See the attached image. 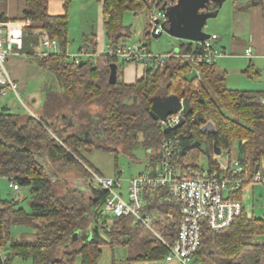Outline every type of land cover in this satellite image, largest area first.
<instances>
[{"label":"trees","instance_id":"trees-1","mask_svg":"<svg viewBox=\"0 0 264 264\" xmlns=\"http://www.w3.org/2000/svg\"><path fill=\"white\" fill-rule=\"evenodd\" d=\"M50 1L25 0L19 19L29 22L24 27L19 53L44 68L58 85L53 86L51 81L45 85L37 113L23 116L7 104H0V176H8L18 186H29L32 194L30 211L20 206L19 200L0 195V245L9 256L7 264H12L16 256L30 258L32 264H76L78 256L80 264H98L102 246L107 243L130 246L129 261L163 259L168 253L166 245L149 230L133 224L130 217L113 215L109 224L99 223L106 220L102 208L108 190L90 179V169L103 174L85 152L98 148L113 152L117 158L118 152L126 147L143 146L148 159L155 163L163 140L175 137L173 160L181 165L183 173L193 175L200 168L201 153L208 155L210 166H217L214 145L229 151L236 141L237 159L245 166V176L249 178L235 196L241 199L244 185L252 181L256 165L260 169L264 158V90L230 88L226 73L218 72L214 63L193 62L174 52L146 66L143 75L134 82H126L121 67L129 62H119L108 48L115 49L130 35V26L124 20L127 11L146 12L145 36L149 39V17L156 0H99L109 46L99 52L97 34H84L79 52L84 51L86 57L81 56L85 62L80 64L67 52L71 0H63L61 13L49 11ZM4 2L0 0V21L9 20L2 10ZM259 2L264 8V0ZM43 30L58 42V49L48 54H39ZM191 51L189 46L188 52ZM114 63L117 77L111 83ZM195 67L199 74L189 76ZM7 86L1 84L0 89ZM170 93H177L186 101L183 113L186 119L181 126L165 130L151 113V106L155 95ZM207 121L214 123V132L201 131ZM181 134L196 137L204 145L196 143L181 150ZM151 150L154 152L149 155ZM44 156L57 164L79 166L81 176L90 184V196L85 198L68 186L60 191L43 163ZM115 167L116 175L120 174L117 161ZM150 203L162 205L166 211L172 208L173 216H164L166 220L159 227L164 237L173 241L181 218L179 207L159 204L156 194ZM15 224L30 226L34 231L30 236L15 238L12 234ZM77 230H91L90 239L74 240ZM262 233L264 218L248 216L243 209L224 229L204 226L197 257L201 264H206V255L212 258L211 264H262L264 241L255 239ZM112 264L120 263L113 259Z\"/></svg>","mask_w":264,"mask_h":264},{"label":"built area","instance_id":"built-area-1","mask_svg":"<svg viewBox=\"0 0 264 264\" xmlns=\"http://www.w3.org/2000/svg\"><path fill=\"white\" fill-rule=\"evenodd\" d=\"M176 1L156 0L149 17L151 34L159 35L164 31L163 25L168 20L166 9ZM28 22L29 20L23 19L0 21V85L8 84L0 89L1 97L7 94L9 89L18 94L17 85L7 69L6 62L10 55L18 54L22 48L24 27ZM218 38L217 33L210 34L198 41L193 51L173 54L189 57L193 62L212 64L224 54L216 44ZM41 46L39 54H48L58 49V42L43 30ZM108 51L124 61L143 63L146 66H151L161 56L169 55L154 54L146 44H128L124 41L115 49L109 47ZM83 53L84 51L69 54L76 62H80ZM245 54L252 56L253 48L248 46ZM182 114L181 109L168 115L162 124L165 130L174 128ZM175 151V137L165 138L159 150L158 160L153 163L148 159L144 169L130 177L126 193L121 190L120 174L108 177L90 169V179L108 190L102 208L106 220L101 219L99 223L109 224L110 216L113 215L128 216L133 224L149 230L166 245L168 253L161 264H201L196 253L202 243L204 226L224 229L242 214L244 206L242 200L235 197V193L249 178L245 176V166L237 158L231 164L218 160L217 166L200 167L196 174L187 175L182 172L181 165L173 160ZM153 152L151 150L149 155ZM191 171L192 169L189 170ZM256 180H263L259 171L255 172L252 179ZM11 186L14 189L19 188L18 183L11 182ZM153 191H156L159 204L169 203L179 207L181 218L177 236L173 241L167 240L159 227L164 215L173 216L172 208L168 207L166 211L162 205L152 206L150 198L155 195ZM8 259L7 251L0 245V264H7Z\"/></svg>","mask_w":264,"mask_h":264},{"label":"rangeland","instance_id":"rangeland-1","mask_svg":"<svg viewBox=\"0 0 264 264\" xmlns=\"http://www.w3.org/2000/svg\"><path fill=\"white\" fill-rule=\"evenodd\" d=\"M232 0H225L221 6L219 13L215 17L208 18L204 31L213 34L214 32L221 35L222 38L227 35L226 27L228 25V17L230 12ZM98 0H71L68 6V46L67 52L70 54L79 53V46L82 42L84 34H90L95 32L101 33L102 18L98 9ZM124 20L127 25L130 26V35L125 37L128 44H147L154 54L165 55L170 52H176L179 47L180 39L169 34L167 31H163L160 35L156 36L151 34L147 39L145 36V30L148 25V19L145 11L138 12L137 14L127 11L124 15ZM103 49L106 48L108 39L101 35L100 38ZM254 52V51H253ZM83 56L86 55L83 53ZM257 57L254 55L252 58L254 70L257 67H261L258 64ZM84 58V57H83ZM119 62L122 58L119 57ZM216 65L226 68L228 71L227 84L234 88L256 89L264 86V70L260 71L258 75L252 77L247 76L246 72H242L243 68L248 67L249 58L241 55H227L219 56L216 60ZM132 65H136L131 63ZM130 64V65H131ZM126 68L128 65H124ZM146 67V65H144ZM197 70L193 68V71L189 76H195ZM47 83L52 82L53 86H57V80L52 78L51 74H47ZM42 82L35 80L29 81V87L26 91L22 92L17 88L18 94L9 89L7 94L1 97L2 101H7L13 112L19 113L23 116H27L30 113H37L36 106L43 101L44 92L42 90ZM29 92H34L36 102H32V98L29 97ZM1 101V104L3 103ZM238 144L233 142L229 151L223 150L221 153V159L228 161L229 154L232 162H235L237 156ZM85 156L87 159L97 168L103 175L108 177H114L116 175V161L118 162L121 180V190L126 193L128 191L129 179L133 175L138 174L145 167L148 161V151L143 146L138 147H126L118 152L117 158L113 152L105 151L102 149L94 148L92 151H86ZM43 163L46 165L49 173L52 174V179L55 181V186L63 191L66 186L74 188L82 194L85 198H88L91 194L90 184L88 179L84 178L80 174V167L76 164H57L52 162L47 157H43ZM200 167H210V159L206 153H201L198 162ZM85 165V164H84ZM88 167V165H86ZM259 173L262 175L263 180L249 181L246 183L241 192V199L244 206V210L248 216H255L264 218V160L261 161ZM11 180L8 176H0V195L2 198L17 199L19 205L25 208L27 211L31 210L30 201L32 194L29 186L19 185V188L14 189L11 186ZM168 217L167 215H164ZM170 218V217H168ZM166 220L164 217L162 221ZM89 222V219L87 220ZM87 223V222H86ZM33 228L30 226L15 224L12 227V234L15 238H22L30 236L33 232ZM104 239L110 241L107 234H103ZM256 240L264 241V233L255 236ZM84 241V239H81ZM88 241V240H87ZM86 242V241H84ZM80 243V242H79ZM131 253L130 246L104 244L102 246V254L98 260V264H112L113 259H116L120 264H160L162 259L150 262H135L127 259ZM212 258L206 255V264H211ZM158 261V262H157ZM264 264V257H263ZM12 264H32L30 258L14 257ZM76 264H80V256L77 257ZM164 264V263H163ZM167 264V263H165Z\"/></svg>","mask_w":264,"mask_h":264},{"label":"crops","instance_id":"crops-1","mask_svg":"<svg viewBox=\"0 0 264 264\" xmlns=\"http://www.w3.org/2000/svg\"><path fill=\"white\" fill-rule=\"evenodd\" d=\"M98 3H99L98 9L100 11V16L102 18V27H101V33L100 34L97 33V39H98V50L99 52H102L108 48L109 43H107L106 48L104 47L103 49L100 38L101 35H104L106 38L107 36L104 29L102 5L99 0ZM24 5H25V0H5L4 4L2 5V10L5 12L9 20H15V19H19V17L21 16V12L23 10ZM217 6L218 5H216V7ZM63 10H64L63 0L50 1L49 11L51 13H61L63 12ZM226 31H227V35L225 37L222 38L221 35H218L219 38L216 40V44L224 52V54L221 56L241 55L248 57L249 65L248 67L242 69V72H246L247 76L252 77L254 75H258L260 71H263L264 70V8L263 5L259 2V0H232ZM123 41L127 42V40L125 39ZM186 45L188 47L191 46L192 49H194L197 46V42L191 43L189 40H186L185 46ZM81 46H82V42L79 46V49L81 48ZM185 46L180 47V50L178 52H183ZM248 46H251L253 48L254 52L252 56H248L247 54H245V49ZM188 47H187V52H188ZM254 55L258 56L257 62L258 64L262 65L261 67H257L256 70L253 69L254 66H253L252 58L254 57ZM131 63L136 65H132ZM214 64L218 72L226 73V83H227L228 71L226 70V68H223L222 66H219L218 68L216 62H214ZM125 65H128L127 68L123 66L121 67V71H122V78L126 82H134L138 77L142 76L144 73L145 67L143 63L129 62L126 63ZM6 66L12 79L15 81L17 85V88H19L22 92L28 89L29 81L31 80L42 82V87H41L42 90L47 84L48 77L45 69L37 65L34 61L30 60L27 56L23 54L18 53V54L10 55L9 58L7 59ZM195 69L197 70V74H199V70L196 67ZM259 87L260 88H256V89H245L244 87L237 89L264 90V86L263 88H261L262 85ZM230 88H234V87H230ZM29 97L32 98L33 103L36 102V98L34 97V92H29ZM2 102H3L2 104H7L8 106H10L7 103V101L5 102L2 101ZM42 102L43 101H41L40 104L36 106L37 107L36 111H39ZM214 158L222 163H230V164L234 163L232 162L230 154H229L230 159L228 161H223L221 159V155L216 153L214 155ZM262 160H264V158ZM236 194L237 192L235 193V196ZM83 232L87 233L88 230H85ZM83 232L81 233V235L84 234ZM140 261L151 263L152 261H156V260H137L135 262H140Z\"/></svg>","mask_w":264,"mask_h":264},{"label":"water","instance_id":"water-1","mask_svg":"<svg viewBox=\"0 0 264 264\" xmlns=\"http://www.w3.org/2000/svg\"><path fill=\"white\" fill-rule=\"evenodd\" d=\"M225 0H177L174 4L170 5L166 9V14L168 17L167 23L163 25L164 30L169 34L181 39L179 42V47L185 46L186 40L191 43L198 42L210 34L204 31V26L210 17L217 16L219 8L222 6ZM218 5L213 8L212 5ZM187 45L183 49V52H187ZM180 50L179 48L177 49ZM176 51L175 53H178ZM85 60H81L80 64L84 63ZM117 77V64L112 65V70L110 74V82L114 83ZM1 103V95H0ZM187 108L186 101L177 93H170L165 95H155L153 97V102L151 106V113L153 116L159 120V124H163V120L167 118L168 115L177 113L181 109L184 111ZM184 114L181 115L179 121L176 123L175 127L181 126L185 122ZM201 131L203 133H212L215 131V125L212 121H207L201 126ZM179 143L181 144V150H185L188 147L198 143L199 145H204L201 140L196 137H189L181 134ZM222 151L220 146L214 145V152L220 154ZM256 172L259 171V164L256 165ZM83 231L77 230L73 234V238L84 239L87 241L90 239L91 230L87 233L81 235Z\"/></svg>","mask_w":264,"mask_h":264}]
</instances>
